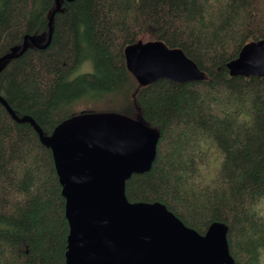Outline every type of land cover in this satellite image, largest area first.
I'll use <instances>...</instances> for the list:
<instances>
[{
	"label": "trees",
	"instance_id": "trees-1",
	"mask_svg": "<svg viewBox=\"0 0 264 264\" xmlns=\"http://www.w3.org/2000/svg\"><path fill=\"white\" fill-rule=\"evenodd\" d=\"M55 7L0 0V58L14 54L0 64V264H65L69 232L52 152L17 119L50 135L90 113L159 133L150 169L125 180L128 201L160 202L199 234L223 223L234 264H260L264 76H231L227 63L264 40V0H59L43 47ZM25 36L37 45L16 55ZM138 40L181 49L204 78L138 85L124 57ZM86 60L92 70L73 75Z\"/></svg>",
	"mask_w": 264,
	"mask_h": 264
},
{
	"label": "water",
	"instance_id": "water-1",
	"mask_svg": "<svg viewBox=\"0 0 264 264\" xmlns=\"http://www.w3.org/2000/svg\"><path fill=\"white\" fill-rule=\"evenodd\" d=\"M58 9L56 0L43 47L50 41ZM28 40L37 45L33 37L25 36L16 55L25 51ZM12 57L8 54L0 63ZM124 57L140 86L159 79L185 83L205 76L181 49L168 48L159 40L127 45ZM227 69L231 76H264V40L246 43ZM0 101L7 106L1 97ZM17 120L31 122L52 152L69 227L65 264H234L223 223H212L202 235L160 202L126 198L125 180L150 169L159 137L156 130L113 113L73 116L50 135H43L29 117Z\"/></svg>",
	"mask_w": 264,
	"mask_h": 264
},
{
	"label": "rangeland",
	"instance_id": "rangeland-1",
	"mask_svg": "<svg viewBox=\"0 0 264 264\" xmlns=\"http://www.w3.org/2000/svg\"><path fill=\"white\" fill-rule=\"evenodd\" d=\"M143 41H145V40H143ZM2 63V62H1ZM0 63V64H1ZM92 70V63H91V61H88V60H86V61H84V62H82L78 67H77V69H76V71H74V74L73 75H77V74H79V73H82V72H87V71H91ZM85 102V101H84ZM95 104H93V106H94ZM90 107H92V105H90V104H87L86 102L85 103H81V105H79V107H76L75 108V112H87V110H89V109H87V108H90ZM261 205L262 206H258V208H259V210H260V208L262 209V211H263V206H264V201L263 202H261ZM264 252H262V257H261V263L260 264H264ZM262 261H263V263H262Z\"/></svg>",
	"mask_w": 264,
	"mask_h": 264
},
{
	"label": "bare ground",
	"instance_id": "bare-ground-1",
	"mask_svg": "<svg viewBox=\"0 0 264 264\" xmlns=\"http://www.w3.org/2000/svg\"><path fill=\"white\" fill-rule=\"evenodd\" d=\"M13 52V51H12ZM203 235V234H202Z\"/></svg>",
	"mask_w": 264,
	"mask_h": 264
}]
</instances>
